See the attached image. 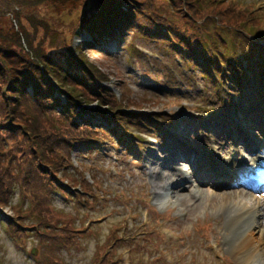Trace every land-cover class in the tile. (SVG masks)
<instances>
[{
  "label": "rangeland",
  "instance_id": "rangeland-1",
  "mask_svg": "<svg viewBox=\"0 0 264 264\" xmlns=\"http://www.w3.org/2000/svg\"><path fill=\"white\" fill-rule=\"evenodd\" d=\"M90 1L0 0V186L12 190L8 197L0 195V264H55L53 259L58 264H264V242L253 229L245 235L251 234L262 254L246 263L235 256L232 237L237 234L228 233L230 214L218 213L221 201L194 212L166 197L158 200L144 169L152 156L160 159L172 138L187 147L183 155L176 153L183 171L188 154L195 159L190 166L218 172L225 167L220 158L230 162L231 146L247 157L263 139L264 50L250 68L243 64L244 74L234 82L224 70L218 74L211 69L206 75L201 56L187 60L189 53L175 54L161 39L144 40L134 30L138 18L143 23L164 18L167 25L193 34L200 46L233 52L237 44L246 45L247 35L264 38V0H173L171 6L123 0L121 8L135 24L112 41L99 39V29L82 22L103 10H98L103 4L90 8ZM189 2L201 17L212 7L224 9L231 3L242 11L244 23L231 20V25L218 27L210 19L184 18ZM249 11L253 20L245 23ZM199 27L202 32L196 34ZM27 40L32 53L55 61L57 67L50 66L49 73L64 76L73 92L83 91V99L89 98L70 99L71 93L49 76L55 86L48 116L33 98L30 102L19 95L16 83L32 55ZM93 73L101 74L94 83L105 89L109 106L90 101L94 96L82 87ZM25 91L33 95L29 86ZM73 105L81 106L77 117L70 113ZM117 115L127 118L133 143L123 142L126 132L111 120ZM187 130L190 136H184ZM225 135L230 140L220 141ZM247 135L252 141L241 149L235 142ZM258 153L264 154V143ZM197 175L204 194L249 191ZM252 193L264 196L263 190ZM43 195L53 209L48 218L38 214ZM260 229L264 231L263 217Z\"/></svg>",
  "mask_w": 264,
  "mask_h": 264
},
{
  "label": "trees",
  "instance_id": "trees-1",
  "mask_svg": "<svg viewBox=\"0 0 264 264\" xmlns=\"http://www.w3.org/2000/svg\"><path fill=\"white\" fill-rule=\"evenodd\" d=\"M158 1L161 2L162 6L164 5L171 6L170 4L173 2V0H158ZM179 1L181 3V0ZM101 4L103 5L100 8H98V10H101V9L103 10L97 12L95 15L90 16V17L89 15H92V13L89 15H86V18L82 21L87 25H92L93 28L99 29V33L101 35L99 39L101 37H104V39L108 41L116 40L119 38V36L122 34L123 31L125 32L128 31V29L130 28L129 25L135 24L134 23L135 19L129 17L128 14L124 13V10H122L121 8L122 6L121 4H124L123 0H92L90 1L89 7L93 8L94 6L97 7L98 5H101ZM108 7H112V8L109 9ZM186 13L187 15L184 18H189L190 20L193 21L194 16H197V21L201 20V23L202 22L204 23L206 19L207 20L210 19L212 20L210 24H215L218 27H221L223 25L224 26L231 25V20H233L234 23H238V22H240L241 24L244 23L242 22V20L244 19V17H242L243 16L242 11L240 12L235 11L231 7V3H229V5H227L224 9L220 7H212L205 16L201 17L202 13L193 9L191 2H189L187 8L185 9V14ZM231 13H234V14H231ZM251 14H253V12L249 11V14L247 15V17H251ZM152 15L156 17L159 15V12L158 13L152 12ZM149 17H152V16L150 15ZM163 19L164 18L154 19L152 17L150 21H153V22L143 23L142 21H140V18H138L136 21V26L134 30L137 31L138 32L137 35L144 40L161 39L164 44L166 43L167 46L172 48V51L175 54L176 53L178 54L189 53V57H187V60L193 59L192 57H196V56H199V58L202 57L201 59H202L203 65L201 66V68H203V72L208 76H210V73L208 72H210L211 69L212 71L217 72L218 74H224L223 72L224 70L226 72L225 73L226 75H229V77L232 78L235 82H238V75L244 72L243 70L244 62H246V66L250 68V65H253L252 63H253L254 58L257 59L258 56H260L262 51L264 50V47H263L264 45H262L264 44V38L259 37L258 34L254 35L255 38L253 36L247 35L246 37H249V40L252 37L253 38L250 41L246 38V45L244 46L237 44L236 45L237 49L233 52H227L226 50H223L221 48H216L214 45L208 46V47H204L203 45L200 46L199 44L193 42L194 40L193 38H191L193 37V34H191L190 32H185L183 30H178L172 27L171 25H167V23H165ZM250 20H253V16L249 20H245V23ZM201 32H202L201 27L197 28V30L195 31L196 34H201ZM243 33L248 34L246 30L243 31ZM257 36H258V39H256ZM218 40L220 41L221 39H218ZM248 41L250 42V44ZM27 43L29 46V50L32 53L34 48L28 42V40H27ZM30 56H31V61H29L27 58L25 59L28 61V64L26 66H23V70H21V74H20L22 76V79L21 81L16 83V86L19 89V95L21 96L25 95L24 97L25 100H28L31 102L34 99L35 101L34 104L36 107H39L41 109L42 115L46 114L48 116V113L51 114L52 112L51 107H49V103H51V99L48 100V98L53 91L55 83H53L54 81H51L48 78V76L54 80H58V82L61 84V88L64 87L69 93H71L69 94L70 99L74 101H81V100L85 101L89 98V96L86 95L85 98L83 99V91L73 92V90H75L74 85L68 84L64 76L57 79L54 77V75L48 72L50 66L57 67V65L55 64V61H53L52 59L46 60L43 55H37V51L35 53H32V55H28V58H30ZM184 60H186V58H184ZM260 63L261 62L259 61V66L261 65ZM93 75L90 74L85 77L84 81L87 80V83L83 82L82 87L85 88L89 94L94 96L93 97L94 99H91L90 101H97V103H99V106L100 105L109 106V101L105 100V96H106L105 89L100 87L98 82L94 83V80L101 81L102 79L101 74L96 75L95 73H93ZM27 86H29V88L32 89V92H33L32 96L29 95L25 91V88ZM56 104L58 105L59 101H56ZM67 107L70 108L69 106ZM79 107L81 106L73 105L70 109V113L73 114V116L77 117L81 113ZM75 108H77V110H74ZM116 111L117 109L114 110V112ZM103 118L104 120L110 119L105 116ZM36 120L40 121L39 127L41 128L42 123L39 117H37ZM111 120L115 121L119 125H122L123 130L126 132L123 135L124 137L123 142L127 140L133 143L135 140V137H133L129 132H127L126 131L127 129L125 127V122L127 121V118L123 117L122 115H117L115 120L114 119H111ZM119 121H122V123H120ZM41 135L42 134H39L38 137L43 138V136ZM83 140L90 141V139L88 138H85ZM53 150H54L53 147H50L49 151L53 152ZM10 192H12V190H10L8 186L7 188L3 187L2 185L0 186V195H4L8 197V194ZM56 192H59V190H56ZM39 200H40L39 201L40 204H42V207H41V212H38V210L37 212L38 214H41V215L45 214L46 217L48 218V215L52 213L53 209L50 208L49 203L47 202L46 196L44 195L41 196ZM31 210L33 211L32 206H31ZM70 230L71 232H74V233L77 232L76 229L74 230L71 228ZM104 257L106 256H103L102 258L100 257L101 258L100 262L105 259ZM52 262H54L55 264H58L57 263L58 260L53 259Z\"/></svg>",
  "mask_w": 264,
  "mask_h": 264
},
{
  "label": "bare ground",
  "instance_id": "bare-ground-1",
  "mask_svg": "<svg viewBox=\"0 0 264 264\" xmlns=\"http://www.w3.org/2000/svg\"><path fill=\"white\" fill-rule=\"evenodd\" d=\"M220 122H223V120ZM226 122L227 121H225V123ZM228 124H231V122L228 121ZM257 130L258 129L255 128V132H257ZM211 131L215 132L214 129H211L210 132ZM262 131L263 132L261 134L264 137V129H262ZM189 134L191 135L189 130L184 132V136H190ZM221 138L222 139H220V141L222 142L230 140V137L227 135L222 136ZM251 141L252 139L250 138V135H247L245 136V138L240 139V141H236L235 144L241 146V149H246L249 142ZM218 142L219 141L212 143L214 144V146H217ZM259 144L261 143L255 144V148L252 147L253 149L250 150L248 154V156L250 155V159L247 161L245 157L239 154L241 151L237 150V147L231 146V148L234 147L237 151L236 153V151L234 150L235 156L233 160H231V163L227 165L229 175L231 177L233 175L235 176V173L232 172L235 170H240L243 173H251V171H254L255 175L257 173V175L254 176L256 180H264V174H262L261 170H257L258 167L256 166V164L259 163L260 165H262V171H264V164L260 163V161H264V159L255 156V154L259 152ZM219 148L221 151H223L225 149V146H219ZM186 149V146L180 144L174 138H172L166 141L160 159L156 156H152L150 158V161L145 165L144 169L146 175L149 177V186L153 197L158 200L162 197H166L172 200V203L177 204L185 209L190 208V211L194 212L199 210L200 208L207 206L209 208H214L217 205L215 200L221 201L218 204V213L230 214V221L227 222V229L229 230L228 233L237 234L236 236L232 237L234 244L233 253L235 254V256H237L241 260V263L249 262L254 257L260 256L263 251L262 248L259 249V245L253 244L252 239L250 238L251 234L247 236L245 235V233L248 231V229H253L251 232H253L254 234H258V236L260 235V240L264 242V231L260 229L262 217L264 218V196H260L259 198L258 196H255L250 190V192L240 190L237 191L236 194H234V192L232 193V191L219 195L215 192H205L204 194V191L200 190L199 187L204 183L201 181V179L198 178V172L205 175L204 179H207L208 177L217 179L218 177L222 176V174H220L222 172H218V170L212 171L206 168L203 169L202 166H196L195 168L193 164L192 166H190L191 163H194L195 160L191 154H188L185 158V165H187V169L186 171H183L178 166L177 161L179 157L176 153H178V155H183ZM196 150L200 151L201 149L198 148ZM228 151H230V148H228ZM185 155L186 154H184V157ZM218 162H223V158H220V161ZM250 178L252 179V176L248 177L247 180H249ZM235 183L241 184V182L235 181V177H232L229 178L227 185L236 186L232 185ZM256 199H258V201ZM205 203L207 204V206H205Z\"/></svg>",
  "mask_w": 264,
  "mask_h": 264
}]
</instances>
